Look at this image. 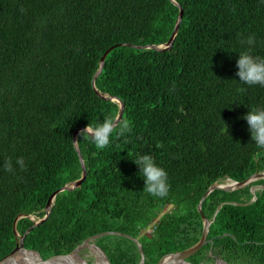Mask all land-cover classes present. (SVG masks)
<instances>
[{"label":"trees","instance_id":"1","mask_svg":"<svg viewBox=\"0 0 264 264\" xmlns=\"http://www.w3.org/2000/svg\"><path fill=\"white\" fill-rule=\"evenodd\" d=\"M175 1L183 18L172 48L116 47L94 87L108 49L166 44L181 9L171 0H0V260L16 249L15 222L24 216L17 232L32 228L24 246L45 261L92 236L117 232L139 241L144 264H158L199 242L198 205L213 184L264 171V149L243 119L264 108V87L243 84L236 75L239 55L249 49L242 40L254 35L251 54L264 57V0ZM98 93L124 103L121 120L132 132L114 134L103 150L79 133L86 180L59 194L49 218L33 227L26 216L43 218L51 195L82 176L76 132L119 112ZM144 154L168 173L164 198L144 191L133 162ZM19 157L24 171L15 163ZM9 158L15 173L3 170ZM263 184L215 190L206 198L202 209L210 220L228 204L210 226L212 242L189 263L264 264V190L251 202L252 187ZM168 206L174 209L159 218ZM107 237L112 245L104 244ZM96 243L111 264L141 261L129 238L109 235Z\"/></svg>","mask_w":264,"mask_h":264},{"label":"water","instance_id":"2","mask_svg":"<svg viewBox=\"0 0 264 264\" xmlns=\"http://www.w3.org/2000/svg\"><path fill=\"white\" fill-rule=\"evenodd\" d=\"M171 1L181 9V6L179 4H177L175 0H171ZM182 18H183V10L181 9L180 14L178 16V20H177L175 28H174V31H173L169 41L166 44L146 46V47H136V46H133L130 44H119V45L113 46L110 49H108L104 53V55L101 57L100 68H99L97 74L93 78V86L95 87V80L101 74V72L103 70V66H104L106 57L116 47L129 46V47H134V48H138V49H153V50L160 51V52H165V51L170 50L172 48L174 42H175L176 37H177ZM98 95L103 99L111 100V101H113L119 105L118 115H119V118L121 120L122 116L124 114V103L120 99H118L116 97L109 96L107 94L98 93ZM84 129L85 128L78 130L75 134V137H74V143H75L76 150L78 152L80 163L82 166L81 178L74 181V182H71V183L64 185L62 188L58 189L57 191H55L51 195V197L48 200L47 207H46V215L43 218H37L34 216H26V217H28L34 221L35 224L33 227H36V226L42 224L43 222H45L49 218V216L52 212V208H53L55 199L59 194L64 193L66 191H73L75 189L80 188L82 186V184L84 183V181L86 180L87 168L85 166L84 160H83L82 155H81V151H80L79 146H78V135ZM260 180H264V171L253 174L252 176H250L247 180H245L243 182H237V181H234L231 179H227V181L231 182L229 184V186H227V187H223L220 184L221 182H216L215 184H213L209 188L208 192L201 199V201L198 205V212L201 214L202 221H203V231H202V236H201L199 242H197L194 246H192V247H190L184 251L171 253V254L164 256L159 261L158 264H192V263L188 262V259L190 257H192L193 255H195L196 253H198L205 245L212 242V240H208V236H209V232H210V226H211L212 222L216 219V216L219 213V211L221 210V208L225 204H228V203H223V204L219 205V207L216 209V212H215L212 220H210L205 216V214L203 213V209H202L203 203L206 200V198L215 190H222V191L230 193V192L238 191V190L244 189L246 187H249L254 182H257ZM260 190H264V184L263 185H254L252 187L253 199L251 200V202H254L257 200V192ZM232 204H234V205H246V204H241V203H232ZM23 217L24 216L19 217L15 222L14 233H15L16 238L18 239L17 240V247L13 252H11L9 255H7L3 259H1L0 264H80V263H74L73 260L76 258L83 261L84 264H89L80 256L81 251L84 249H90L92 251H97L96 253H99V255L101 254V257L103 258V260L106 264H111L107 254L96 243V241L98 239L105 237V236H109V235L126 237V238H129L132 241H134L136 243V245L138 246L140 254H141V261L139 264L145 263V254H144L142 245L139 243V241L137 239L132 238L131 236H128V235H125L122 233H117V232H106V233H102V234L92 236V237L86 239L79 246H77L72 252L60 257L59 259H57L55 261H45L41 257L39 252H37L35 250L26 249L24 246V240H25L27 234H29L31 232L32 228H30L26 232V234H24L23 236H21L17 232V229H16L17 221ZM27 254L35 255V258H30L27 256ZM213 264H227V263L224 262L223 260L219 259V260H216V262Z\"/></svg>","mask_w":264,"mask_h":264},{"label":"clouds","instance_id":"3","mask_svg":"<svg viewBox=\"0 0 264 264\" xmlns=\"http://www.w3.org/2000/svg\"><path fill=\"white\" fill-rule=\"evenodd\" d=\"M242 44L249 46L248 51L239 55L237 62L238 72L236 75L243 84L248 86L259 85L264 87V57L253 56L251 48L255 45L254 35L249 36L246 40L241 41ZM170 91H175L173 84ZM245 92L246 89H238ZM249 125L251 138L258 148L264 149V108H255L243 117ZM132 132V127L127 120H120L119 115H108L102 123L95 126L89 124L86 129L81 132L82 136H89L98 149H106L112 143V137H126ZM140 169V173L145 180L146 187L144 191L157 198H164L168 195L170 185L167 171L158 166L155 159L148 154L139 155L133 161ZM21 171L26 170V163L23 157H19L15 161ZM3 170L8 173H15L12 160L6 159L3 162Z\"/></svg>","mask_w":264,"mask_h":264},{"label":"rangeland","instance_id":"4","mask_svg":"<svg viewBox=\"0 0 264 264\" xmlns=\"http://www.w3.org/2000/svg\"><path fill=\"white\" fill-rule=\"evenodd\" d=\"M222 182H224V181H222ZM225 182H228L227 180L225 181ZM174 209V207L173 206H168V207H165L163 210H162V212H161V214L159 215V218L161 217V216H164L166 213H169L170 211H172ZM152 230H153V225L151 226V227H149L148 229H146V230H142L141 231V235H149L151 232H152ZM114 242V240L112 239V237H107L105 240H104V244L107 246H109V245H112V243ZM101 248V247H100ZM102 249V248H101ZM80 256H81V258H83L86 262H88L89 264H99L100 262H97V258H96V256L94 255V253H93V251L92 250H90V249H84V250H82L81 251V253H80ZM96 258V259H95ZM218 259H220V258H218ZM217 259V260H218ZM220 260H223V259H220ZM224 261V260H223ZM237 261H241V260H235V262L234 263H232V264H247V263H244V262H237ZM216 262V260L215 261H205V262H203L204 264H213V263H215ZM224 262H226V261H224ZM227 263V262H226ZM228 264V263H227Z\"/></svg>","mask_w":264,"mask_h":264},{"label":"bare ground","instance_id":"5","mask_svg":"<svg viewBox=\"0 0 264 264\" xmlns=\"http://www.w3.org/2000/svg\"><path fill=\"white\" fill-rule=\"evenodd\" d=\"M231 182H221L220 184L223 186V187H227V186H229V184H230ZM97 251H93V253H94V255L96 256V258H97V262H100V264H106L105 262H104V260H103V258L101 257V254L99 255V253H96ZM96 253V254H95ZM27 256L28 257H30V258H35V255H31V254H27ZM95 258V259H96ZM74 261V263H80V264H84V262L83 261H81L80 259H78V258H76V259H74L73 260ZM98 264V263H97Z\"/></svg>","mask_w":264,"mask_h":264},{"label":"flooded vegetation","instance_id":"6","mask_svg":"<svg viewBox=\"0 0 264 264\" xmlns=\"http://www.w3.org/2000/svg\"><path fill=\"white\" fill-rule=\"evenodd\" d=\"M217 260V259H216ZM219 260V259H218Z\"/></svg>","mask_w":264,"mask_h":264}]
</instances>
